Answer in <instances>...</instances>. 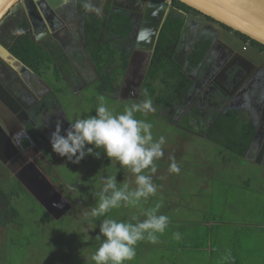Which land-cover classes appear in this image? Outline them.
I'll return each instance as SVG.
<instances>
[{"label": "flooded vegetation", "instance_id": "1", "mask_svg": "<svg viewBox=\"0 0 264 264\" xmlns=\"http://www.w3.org/2000/svg\"><path fill=\"white\" fill-rule=\"evenodd\" d=\"M160 1L154 5L151 0H55L53 6L47 2L32 3L29 9H16L5 15V22L0 25V44L13 54L14 45L28 40L50 61L37 70L24 62L28 69H12L0 58V182L14 187L10 191L14 196L8 195L11 200L22 190L29 193L13 171L25 172L32 163L52 185L55 179L50 172L59 175L58 154L52 151L50 137L57 120L62 121V134L71 120L63 108L65 103L60 102L62 88L74 94L93 86L104 98L119 102L143 100V88L150 81L155 87H164L160 78H149V71L160 30L168 16L184 19L172 58L179 73L189 80V87L176 100L172 112L170 107H163L169 121L177 125L181 117L216 120L219 113L232 112L249 121L256 118L255 113L263 117L264 109L258 107L264 101L262 61L259 66L249 63L237 49L231 48L233 39L227 36L224 42L221 34L208 25L210 18L205 19L191 8L184 10L173 0L163 11V0ZM113 16L121 21L119 31L114 34L110 28ZM157 26V38L146 69ZM224 28L264 56L263 48ZM91 33L95 36L91 37ZM206 42H209L207 50L195 62ZM95 45L99 46V58L106 54L114 58V63L106 65L105 70L89 59ZM77 54L82 55V65L75 60ZM132 57L137 60L130 64ZM140 82L137 99H120ZM8 176L14 180L10 184ZM63 197L70 203L68 194ZM2 201L0 196L1 205ZM1 205L0 211L4 208Z\"/></svg>", "mask_w": 264, "mask_h": 264}, {"label": "rangeland", "instance_id": "2", "mask_svg": "<svg viewBox=\"0 0 264 264\" xmlns=\"http://www.w3.org/2000/svg\"><path fill=\"white\" fill-rule=\"evenodd\" d=\"M46 58L48 57L46 56ZM48 63H50V61H48ZM162 89L163 87H155V94H158L159 91L162 92ZM60 92V97H62L60 102L62 105L65 103L63 108H65L68 115H70V121L94 115L96 107L101 103V97H103V103L113 114H120L124 111L126 106L142 101L118 102L108 100L96 91L93 86L88 87V90L84 89L82 92L74 93L71 97L68 96V91L63 88ZM65 99H68V101ZM151 99L156 111L146 115L137 113L136 116L138 119H146L153 124L152 132L154 139H158L160 136L165 137L166 143L163 149L167 161L171 162L170 157H174L176 162L204 161L213 163L218 161V152L221 151L222 148H220L218 144L212 142L210 136H208V139L199 138L195 135H191V133L189 135L185 131L180 130L179 127L169 121L165 116L167 112L166 109H164L163 106L157 107L153 97ZM198 122L196 123L194 121V126H191V130H194L193 128H197V125H200ZM220 123L222 125V122ZM222 128L221 126L220 130L225 132V129ZM237 129V126H233V130L231 131L236 133ZM231 131L228 129V133L225 135H230ZM215 132L216 131L212 133L213 136ZM86 147H92V145H87ZM96 151H100L101 155L104 154L102 149H96ZM101 155L99 158L91 154L86 155L79 163L68 161L66 157L58 155L56 158V171H59V175L55 174V176H57V178H55L54 172H50L55 179L53 182L55 190L58 193L60 192L62 196H65L66 194L65 192L63 193V190H66L68 188L67 186L71 185H67L65 182L72 183L73 181H79L85 195L84 201L87 200L85 202L87 203L86 208L95 206L97 202L95 194L98 192L100 176L103 174L100 167H102V169L105 168V170L107 169L110 176L116 175V178H120L118 177L119 172L115 170V165L118 161L115 159L110 160L104 154L105 161L110 160V162L106 163ZM233 158H235L234 155H231V159ZM162 162L164 161L159 160L156 162L158 167H161L160 165ZM184 172H180L183 181L187 179L189 180L188 185L194 186L201 185L205 182L207 189L214 190L217 196H219L218 201L219 199L221 200L220 196H223L224 193L227 192L226 188L224 190L223 187L227 185L226 181L229 182L228 178L215 167H197ZM128 174L126 178L127 183H129L131 187H135V174L130 171ZM170 174L172 177L177 175V173ZM3 176V178L6 179L7 175L4 171ZM107 176L109 175L107 174ZM153 178L156 180V182H154L156 185L159 182H164V180H159L152 176V180ZM7 180L9 184L10 181H14L11 176H8ZM123 180L126 181L125 179ZM222 180H224L225 183H223ZM124 181H122V183H124ZM2 187L3 189L9 190V192L14 190L13 186L3 184ZM218 187H221V190ZM234 187L228 189L232 191ZM229 190L227 193H229ZM168 191L171 193L169 189ZM72 192L76 194L77 190ZM83 192L80 195H82ZM29 194L30 193L21 191L18 197L12 199L20 216L21 227L18 226L17 228L16 226V228L8 229V227H5L7 224L0 223V264H94V261L91 260V256L101 243V241L96 239V236L100 235L99 224L103 217L97 219L94 224L86 226V222L81 214L82 210H79L80 207H83V202H81L80 205H76V210L68 212L67 215L65 213V216L63 215L64 218L56 220ZM149 198L146 201L142 200L137 207L112 209L107 216L109 218L134 223L135 220H132V217L136 216L142 221L146 219L141 217L144 216L143 212L154 207L157 202L162 201L161 192L157 190V193ZM236 202L240 205L238 199ZM67 203L69 202L67 201ZM69 204H71V202ZM74 207L75 206L72 208ZM246 207H248V205L244 203L240 205L238 210L244 211ZM72 208L70 209L73 210ZM167 211L169 210H165L162 205L158 214L167 215ZM85 227H87V230H85ZM174 232L175 231L169 226L163 235L158 234V243L152 244L145 240V244L141 246L142 248L138 247L136 249V257L134 260L126 261L125 264H162L168 261L167 258H169V262H172L171 264H197L195 256L197 255V258L200 259V254L190 249H186L183 254L175 253L176 248L171 242ZM166 246L169 248L163 250Z\"/></svg>", "mask_w": 264, "mask_h": 264}, {"label": "crops", "instance_id": "3", "mask_svg": "<svg viewBox=\"0 0 264 264\" xmlns=\"http://www.w3.org/2000/svg\"><path fill=\"white\" fill-rule=\"evenodd\" d=\"M75 57L77 64L82 65V55L77 54ZM69 93L68 91L69 97L73 96L72 93ZM65 100L68 101V99ZM261 106H258L259 109H264V101H262ZM256 112L259 111L256 110ZM263 112L264 110L261 113V115L263 114L261 118H259V113H255L256 118H251L252 120L250 121L248 119L244 120L242 117L238 118L237 116L235 123L233 122V126H237L238 128L236 133L231 131L235 138L239 137V131L243 122L249 121L254 127L249 144L243 155L236 154L232 149L223 146L217 140L218 138H213L212 142L222 148L218 152L219 158L217 162H177L180 166V172L197 167H215L225 174L229 182L226 181L227 185L223 189L225 190L226 188L228 192V188L235 187L232 191L229 190V193L225 192L223 195L225 197L220 196V202L218 201L219 196H217L214 190H208L205 182L201 185H188L189 180L185 178L186 181H183L180 172L175 177H172L168 171L169 164L172 161L166 160L165 153L164 158L160 159L164 162L161 163V167L157 168V172L153 177L164 180L163 183H157L158 191L161 192L162 205L165 210H169L167 211V216L170 219V228L181 234L179 241L175 239L171 241L176 248V254H183L186 249H190L200 254V259L197 258V255L195 256L197 264H264ZM66 114L68 115L67 110ZM221 115L224 116L221 122L229 120L223 113H219L217 117ZM194 118L181 117L179 123L175 125L189 135L191 133V135L199 138L208 139V128L210 122H213V120L198 117V122ZM194 121L200 125L191 130V126H194ZM231 155H234L235 158L231 159ZM107 161L110 162V160ZM115 166H117L119 171L118 177H120L116 178V180L118 184H122L123 179L126 180L128 177L130 169L121 166L119 162ZM100 170H103L102 167H100ZM222 181L225 183L224 180ZM124 182H127V180ZM154 182H156L155 178H153ZM98 187L99 192L102 187L101 183L98 184ZM218 188L221 190V187ZM168 189L171 193H169ZM237 199L240 201V205L244 203L248 205L244 211L238 210L240 205L237 204ZM72 209L68 210L66 215L68 212L76 210V206ZM64 216L61 218H64ZM141 217L146 218L145 216ZM143 244H145V241L139 242L136 245V249L138 247L142 248ZM168 248L166 246L163 250ZM167 260L168 264L172 263L169 262V258ZM167 262L162 264H167Z\"/></svg>", "mask_w": 264, "mask_h": 264}, {"label": "clouds", "instance_id": "4", "mask_svg": "<svg viewBox=\"0 0 264 264\" xmlns=\"http://www.w3.org/2000/svg\"><path fill=\"white\" fill-rule=\"evenodd\" d=\"M100 99L94 115L69 121V127L63 130V134L62 121L57 120L50 144L54 153L74 163H79L89 154L99 158L101 152L96 149H102L107 158L115 159L135 174V187L127 182L118 184L116 175L100 176L102 187L95 194V206L84 208L81 213L86 226L103 217L99 224L100 235L96 236L101 243L91 256L94 264H125L136 257L139 242L158 243L159 235L164 234L170 219L167 215L158 214L162 201L143 212L146 219L141 221L133 216L136 223L109 218L107 214L112 209L137 207L142 200L146 201L157 193L158 186L153 183L152 176L157 172L156 162L164 156L166 139L164 136L154 139L153 124L136 116L137 113L146 115L156 111L146 91L141 102L126 106L120 114H113L103 103V97ZM170 160L168 171L178 174L179 164L174 157ZM68 187L69 191L77 190L74 185ZM173 239L179 241L181 234L174 232Z\"/></svg>", "mask_w": 264, "mask_h": 264}, {"label": "trees", "instance_id": "5", "mask_svg": "<svg viewBox=\"0 0 264 264\" xmlns=\"http://www.w3.org/2000/svg\"><path fill=\"white\" fill-rule=\"evenodd\" d=\"M173 3L177 4L180 8L184 10L190 9L189 6L185 5L184 3L173 0ZM174 4V5H175ZM184 19L181 17L175 18L174 16H168L165 21L163 22L162 28L160 30V34L158 37L156 49L150 64V71H149V78L150 79H161V82L164 83V87L162 89V92L159 91L158 94H155V86L152 85V81L150 83L146 84L144 86L143 90V97L145 91L148 93L150 98L153 97L154 101L156 102L157 107H170L171 111L173 110V105L177 102L178 98L183 94V92L189 87V80H187L183 75L179 73V66L175 63V61L172 58L173 49L176 45V41L179 37L182 25H183ZM121 21L118 17L113 16L111 21V31L112 33H116L119 30V25ZM228 28V27H226ZM229 29V28H228ZM231 30V29H230ZM235 34L240 36L243 40H249L252 45L264 49V46L259 44L258 42L249 39L243 34H240L236 31H234ZM91 37H94V33H91ZM209 45V42L204 43L202 46V49L198 52V55L195 56V62H198L202 55L205 53ZM94 52L89 57L90 61L95 63L99 69H106V65L111 66L114 63V58L111 57L110 54H106L105 57L99 58L98 51L99 46H94ZM13 54L20 59L22 62L26 63L27 65L31 66L33 69H40L41 65H48L49 59L46 58V54L42 52L39 48H37L35 45H33L30 41H21L18 42L16 45L12 47ZM169 99V100H168ZM229 120H224L221 125V120L223 119L220 116L218 117L213 124L210 125L208 128L207 136H210L213 138H218L217 140L220 141V143L227 147L232 149L236 152L238 155H243L246 151L247 145L249 144L250 136L254 130L253 125L249 122H243L241 125V130L239 131L240 135L239 137H233L232 132L231 134L228 133L233 129V125L235 123V119L237 118V115L235 113H230L226 115ZM234 122V123H233ZM222 129H225L224 131H221ZM218 129V130H215ZM214 133L213 136V132ZM218 133V134H217ZM101 155L103 160L105 161V158ZM108 163V161H105ZM115 170L118 171L117 166H115ZM103 176L107 173L110 176V173L105 170V168L102 170ZM107 171V172H106ZM119 172V171H118ZM100 175V174H99ZM67 185L71 184L77 187V193L74 194L72 191H69V189H66L64 192L65 194L69 195V199L71 204L74 206L80 205L81 202H83V207H80L79 210H82L86 208L87 203L84 202L85 195L83 190L81 189V185L79 181H73L72 183H67ZM2 183L0 182V196H2V205L4 208L0 211V223L7 224L8 229L12 228H18L20 226V216L18 213V210L13 204V201L11 198H9L8 195L14 196L13 192L9 193V190L3 189ZM24 191V190H22ZM83 192L82 195H80ZM95 198V197H94ZM112 211V210H111ZM21 227V226H20ZM17 230V229H16Z\"/></svg>", "mask_w": 264, "mask_h": 264}, {"label": "water", "instance_id": "6", "mask_svg": "<svg viewBox=\"0 0 264 264\" xmlns=\"http://www.w3.org/2000/svg\"><path fill=\"white\" fill-rule=\"evenodd\" d=\"M154 5L160 0H151ZM172 0H163V11L168 7ZM191 9L201 13L205 19L210 18L209 26L221 34V38L227 42V36L233 39L232 47L237 49L251 64L258 65L262 61L264 65V56L248 44H242V41L228 34L224 27L245 35L251 40L264 46V0H178ZM54 5L55 0H0V25L5 22V15L9 11L16 9H29L32 3H44ZM162 2V1H160ZM166 11V10H165ZM162 14V13H161ZM162 17L158 19V26L161 25ZM158 26L152 37V47L146 62V69L150 64L152 49L155 44ZM138 55V54H136ZM0 58L12 69L18 67H28L12 54L8 49L0 44ZM131 58L130 64L133 63ZM134 60H137L136 58ZM141 60V59H140ZM138 62V61H137ZM260 68V67H259ZM145 69V70H146ZM141 82L135 87H130V94L124 95L120 99H137L140 96ZM31 166L25 172L13 171L16 178L21 182L25 189L36 199V201L56 220H59L70 208L71 205L58 193L49 180L41 174L31 163ZM33 165V166H32Z\"/></svg>", "mask_w": 264, "mask_h": 264}]
</instances>
